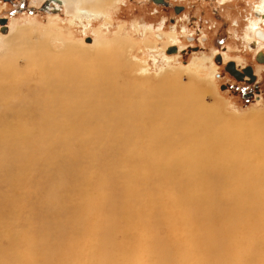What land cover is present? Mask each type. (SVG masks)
<instances>
[{
	"label": "bare ground",
	"instance_id": "1",
	"mask_svg": "<svg viewBox=\"0 0 264 264\" xmlns=\"http://www.w3.org/2000/svg\"><path fill=\"white\" fill-rule=\"evenodd\" d=\"M79 1L89 16L116 2ZM97 53L64 63L49 47L13 48L8 60L28 68L0 67V264H264V114L230 120L200 87H141ZM34 66L39 85L22 91ZM156 184L144 207L159 208V231L140 222L138 238L140 189ZM49 206L34 241L26 230Z\"/></svg>",
	"mask_w": 264,
	"mask_h": 264
},
{
	"label": "rangeland",
	"instance_id": "2",
	"mask_svg": "<svg viewBox=\"0 0 264 264\" xmlns=\"http://www.w3.org/2000/svg\"><path fill=\"white\" fill-rule=\"evenodd\" d=\"M42 1L43 0H37V5L39 6ZM74 1V5H71L70 7L68 6L69 12L74 17L66 16L64 13H67V11H64L63 8V11L59 16L42 17L40 14H35L30 16L23 15L21 18L12 19L8 32L0 33V67L2 65L8 67L9 64L15 63L16 68L19 71L28 68L29 64L24 58L14 57L13 62L12 60H8V57L10 56L9 54H12L13 48H18L20 50L34 48L47 51V47H49L54 53H59L65 56L63 59L64 63L69 60L84 63L86 58L94 59L96 54L98 55L97 50L100 49L102 51H109L110 59L112 61L114 60V63L120 62V66L122 67L120 73L127 81L132 83L138 82L141 87H145L146 84H158L159 82H162L164 78L167 82L178 80L182 85L193 89L196 88L199 90L200 87L201 100L204 101L207 106L215 107L221 116H225L226 118L229 117V119L231 118L230 120L240 121L249 117V115L254 116L256 114H264V99L259 102L242 104L239 99H233L228 93H222L219 85L216 84L215 69L214 66L208 62L209 59H199L196 56H192L187 60V63H184V61L178 56L168 57L167 55L165 56L164 52H156V46L158 43H156L154 36L159 34L156 31L157 29L150 25L142 27L138 20L135 18H129L120 12L119 6L117 4L115 5L119 0H116L117 2H114L112 7L106 9L107 12H105V14L94 15L96 17L78 15L77 4L81 2L79 0ZM31 8L34 11L37 10V8H33V6ZM0 15L2 14L0 13ZM166 29V38L159 47H166L169 43V37L176 35L170 26H166ZM16 36H19L20 39H15ZM87 39H92V42L87 43ZM4 40L7 42V53L5 51L7 48ZM40 43H44V46L42 48H37ZM119 43L124 44V50H122L123 47L118 46ZM98 46L100 47L99 49L97 48ZM83 54L87 56H81ZM46 55V52H41L40 58ZM208 57L211 59L213 54ZM181 68H184V71H178V69ZM30 69L33 70V67ZM173 69L174 71H171ZM35 70V72H33L34 75L33 73L31 75L33 76L31 77V84L29 83L28 86L25 85V88L21 89L22 91L28 92V90H31V92H34L36 86L39 85V73L37 69ZM16 75L18 76L19 74L17 73ZM18 78L19 77H17V79ZM202 89L204 90V93H202ZM16 104L17 101H14V106H16ZM2 110L3 108H0V113ZM13 170L15 171V167ZM3 172L9 173L8 170H4ZM30 177L33 180L35 175L31 174ZM0 186V192L7 195L5 193L9 190L8 184L0 181ZM154 187L159 188V185L156 184L148 188L146 187L147 189H140V195L138 198L142 200V202H140L142 203V209L140 212H143V218L140 219L141 221L139 220V223L138 221L136 222L138 223V231H141V233L139 232L140 236L139 233L137 234L138 238L142 235L141 225L144 223L148 225L152 232L156 233L159 231L154 227V222L161 216L158 212L159 208L153 207L150 211L144 207V204L148 201L149 194ZM47 196L48 195L46 194V197ZM51 211L52 209L50 206L49 208L38 207V212L40 214L38 217L42 220L35 219L31 224L32 227L30 226L32 229L29 227L30 229L27 228L26 230L29 237L31 234L34 236V241L43 237L42 229L45 222L52 218ZM43 217L45 218V221ZM47 217L49 218L47 219ZM142 220L144 222H142ZM13 223L14 224L11 223L8 225V229H11L10 231H14V233H20L21 230H23V220L16 219ZM38 232L40 234H38ZM120 236L121 235H118L117 238H120ZM43 246L44 245H40L37 249L42 250ZM90 258L92 259H90V262H92L93 258ZM98 260H102V256L94 257V261L100 262ZM261 260L262 259L259 261L261 262Z\"/></svg>",
	"mask_w": 264,
	"mask_h": 264
},
{
	"label": "flooded vegetation",
	"instance_id": "3",
	"mask_svg": "<svg viewBox=\"0 0 264 264\" xmlns=\"http://www.w3.org/2000/svg\"><path fill=\"white\" fill-rule=\"evenodd\" d=\"M262 2L264 4V0H119L115 5L124 15L138 20L142 27L150 25L157 29L156 52H164L168 57L178 56L184 63L192 56L209 59L222 93L247 104L264 99ZM37 4V0H0V33L8 32L11 20L23 15L59 16L64 8L66 16H73L68 6L59 0H43L39 6ZM166 26L176 35L169 37L166 47H159L166 38ZM212 54L210 59L208 56Z\"/></svg>",
	"mask_w": 264,
	"mask_h": 264
},
{
	"label": "water",
	"instance_id": "4",
	"mask_svg": "<svg viewBox=\"0 0 264 264\" xmlns=\"http://www.w3.org/2000/svg\"><path fill=\"white\" fill-rule=\"evenodd\" d=\"M86 42L87 43H91L92 42V39H87Z\"/></svg>",
	"mask_w": 264,
	"mask_h": 264
}]
</instances>
